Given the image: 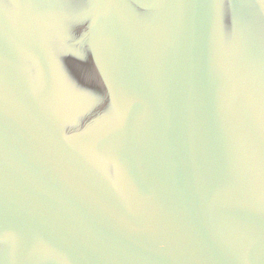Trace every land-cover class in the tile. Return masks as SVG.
<instances>
[{
	"label": "water",
	"instance_id": "water-1",
	"mask_svg": "<svg viewBox=\"0 0 264 264\" xmlns=\"http://www.w3.org/2000/svg\"><path fill=\"white\" fill-rule=\"evenodd\" d=\"M0 264H264V0H0Z\"/></svg>",
	"mask_w": 264,
	"mask_h": 264
}]
</instances>
